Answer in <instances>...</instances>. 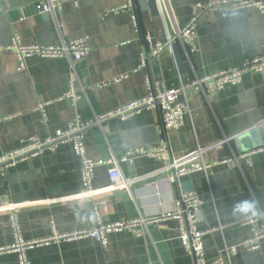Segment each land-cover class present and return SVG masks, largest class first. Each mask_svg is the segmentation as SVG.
I'll return each instance as SVG.
<instances>
[{
  "label": "crops",
  "instance_id": "0c3cea01",
  "mask_svg": "<svg viewBox=\"0 0 264 264\" xmlns=\"http://www.w3.org/2000/svg\"><path fill=\"white\" fill-rule=\"evenodd\" d=\"M44 0H0V46L14 34L24 44L56 45L87 38L88 56L75 63L67 59L27 60L18 71L16 56L0 53V157L20 149L30 137L47 138L65 129L76 117L88 121L146 96V76L168 89L180 81L240 68L252 57L264 56V14L253 8L233 11L225 7L208 12L198 27V49L187 55L179 44L184 68L172 48L139 69L147 48L146 36L166 42L189 23L192 8L206 0H166L169 14L154 15L148 0H132L139 18L136 33L128 12L114 10L130 0H59L55 14H39ZM120 82L115 80L121 79ZM71 88L82 99L75 105L65 96ZM191 114L179 130H166L158 110H144L129 120H111L104 130L85 135L87 156L94 160L121 158L130 149L167 144L174 158L207 148L253 127L264 131V72L247 74L239 86L205 95L189 90ZM44 105L46 121L38 108ZM263 147L239 151L234 139L209 150L211 169L169 184L161 172L164 164L148 157L122 162L126 186L111 188L106 165L94 171V195L83 190L81 161L72 145L45 152L0 171V250L13 243L8 204L19 211L25 240H41L54 234L92 230L95 210L104 224L137 218H158L174 212L175 203L191 186L204 202L200 230L222 227L203 238L206 259L218 258L226 244L237 247L231 264H264V240L259 250L241 248L250 234L242 201L255 202V213L264 211ZM255 151L249 158L246 152ZM248 160L250 163H248ZM31 264H191L193 258L179 239L176 220L163 228L149 226L143 237L129 232L107 236L106 247L92 238L53 242L28 251ZM0 264H18L14 253H0Z\"/></svg>",
  "mask_w": 264,
  "mask_h": 264
},
{
  "label": "built area",
  "instance_id": "2783aa9c",
  "mask_svg": "<svg viewBox=\"0 0 264 264\" xmlns=\"http://www.w3.org/2000/svg\"><path fill=\"white\" fill-rule=\"evenodd\" d=\"M59 0H44L37 9L39 14H50L55 18L59 9ZM157 7L160 14H164L163 9L169 14V5L166 0H157ZM228 7L233 11H240L248 8L258 10L264 14V0H206L198 3L192 8V15L189 23L182 29L175 31L174 35L167 36L166 42H155L151 35L147 34V48L140 55L139 69L147 68L151 60L159 57L166 49L172 48L174 44H181L187 55L194 54L198 49V27L201 18L208 12H216ZM136 7L132 0L116 10L117 12H128L130 14L132 26L136 33H139V18L135 12ZM1 52H11L16 56L18 71H25L27 60L32 57L43 59H67L74 68L75 63L85 59L90 46L87 38H79L70 42H61L56 45L24 44L22 38L14 34L11 41L6 46H0ZM264 72V56H257L247 59L240 68L224 70L213 75L196 78L190 82L180 81V86L176 89H168L160 82L146 76L145 83L147 94L145 97L130 102L119 108L96 115L94 119L84 121L81 117L72 120L65 129L57 130L51 136L40 139L37 137L28 138L23 146L13 152L0 157V171H4L23 162L29 158L37 157L45 152H56L62 145H72L74 152L81 161V179L84 192L92 197L94 195L93 180L94 171L98 166L107 165L108 174L111 180V188L126 186L129 180L123 177L121 163L127 162L132 157H148L158 160L164 164L161 172L166 173L169 184H176L179 180L189 177L195 173H204L211 169L212 163L205 159V154L230 140L228 138L213 146L202 148L197 147L193 152L180 158H174L167 144L138 147L130 149L117 159L94 160L87 156L85 146V135L93 129L104 130L105 124L111 120H129L142 113L144 110H158L161 114L163 125L166 130H179L184 126L185 119L191 114L188 101L189 90H194L205 95L215 94L229 86H239L245 75L260 74ZM122 80H115L120 82ZM66 99L71 100L75 105L82 96L78 95L72 88L67 92ZM43 114V121H46L45 106L38 108ZM255 151L246 152L244 158H249ZM248 163L249 160H248ZM204 202L192 191L183 192L175 203V210L172 213L162 215L158 218H137L134 220L104 224L100 220L99 212L95 210L97 225L92 230H82L72 234H54L46 239L25 240L22 235L19 211L15 204H8L9 223L13 234V243L6 248H2L0 253H14L18 256V264H31L28 258V251L39 246L48 245L53 242L81 240L92 238L107 245V236L112 233L129 232L137 237H143L148 232L149 226L164 227V222L176 220L179 224V239L188 254L193 258L191 264H231L232 259L237 255V247H229L226 244L222 248L218 258L208 261L205 255L203 238L207 234L222 231V227L200 230L202 208ZM244 224L250 226V234L241 243V248L253 252L259 250L264 240V211L253 214L244 220Z\"/></svg>",
  "mask_w": 264,
  "mask_h": 264
},
{
  "label": "water",
  "instance_id": "95a60500",
  "mask_svg": "<svg viewBox=\"0 0 264 264\" xmlns=\"http://www.w3.org/2000/svg\"><path fill=\"white\" fill-rule=\"evenodd\" d=\"M149 6L151 11L154 13V15H159V10L157 7V0H148ZM49 14H46L48 16ZM172 49L174 50V53L176 54V60L177 63L184 68L183 64V58L180 53V47L179 44H174ZM264 131L262 128L258 127H253L250 128L249 130H246L236 136H234V141L238 144L237 148L239 151H248L252 149H258L263 147V142H262V135ZM185 192L191 191V186L189 185H184Z\"/></svg>",
  "mask_w": 264,
  "mask_h": 264
},
{
  "label": "clouds",
  "instance_id": "9594fccd",
  "mask_svg": "<svg viewBox=\"0 0 264 264\" xmlns=\"http://www.w3.org/2000/svg\"><path fill=\"white\" fill-rule=\"evenodd\" d=\"M255 207H256L255 202L250 201V200L242 201L239 205V208L241 211L245 213L252 212L254 215L256 214Z\"/></svg>",
  "mask_w": 264,
  "mask_h": 264
}]
</instances>
